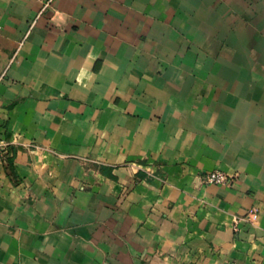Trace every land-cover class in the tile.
I'll return each instance as SVG.
<instances>
[{"label":"crops","instance_id":"0c3cea01","mask_svg":"<svg viewBox=\"0 0 264 264\" xmlns=\"http://www.w3.org/2000/svg\"><path fill=\"white\" fill-rule=\"evenodd\" d=\"M46 1L0 0V264H264V0Z\"/></svg>","mask_w":264,"mask_h":264},{"label":"built area","instance_id":"2783aa9c","mask_svg":"<svg viewBox=\"0 0 264 264\" xmlns=\"http://www.w3.org/2000/svg\"><path fill=\"white\" fill-rule=\"evenodd\" d=\"M52 0H47L44 3V7H47ZM234 176L228 174L226 171L221 169L210 170L201 177L203 184H214V185H231L234 183ZM247 220L255 221L258 218V213L256 209H251L244 217ZM239 218H236L237 223Z\"/></svg>","mask_w":264,"mask_h":264},{"label":"trees","instance_id":"16d2710c","mask_svg":"<svg viewBox=\"0 0 264 264\" xmlns=\"http://www.w3.org/2000/svg\"><path fill=\"white\" fill-rule=\"evenodd\" d=\"M12 157H13V156H12ZM12 157L9 158V160H8L9 162H12Z\"/></svg>","mask_w":264,"mask_h":264}]
</instances>
